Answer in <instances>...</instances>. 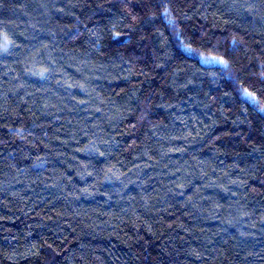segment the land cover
<instances>
[{
  "label": "trees",
  "instance_id": "trees-1",
  "mask_svg": "<svg viewBox=\"0 0 264 264\" xmlns=\"http://www.w3.org/2000/svg\"><path fill=\"white\" fill-rule=\"evenodd\" d=\"M261 73L264 0H0V264H264Z\"/></svg>",
  "mask_w": 264,
  "mask_h": 264
},
{
  "label": "clouds",
  "instance_id": "clouds-1",
  "mask_svg": "<svg viewBox=\"0 0 264 264\" xmlns=\"http://www.w3.org/2000/svg\"><path fill=\"white\" fill-rule=\"evenodd\" d=\"M165 9H167L169 11L168 6H165L163 8V11ZM233 39L235 40L236 38L233 37ZM217 57H219V56H217ZM226 63H227V61H226ZM225 72H230V69H225ZM224 74L225 73L222 72V75H224ZM261 75L264 76V73H261ZM225 79L231 80L233 82V84H235V82H236L235 77L232 75H225ZM237 92H238V95H240V94L245 95V90L241 93V90L238 89ZM261 114L264 115V113H261ZM138 119L143 120V116L138 117ZM181 123L184 124L185 130L183 132H181L180 134H177V135L162 134V133H166L168 131L167 129H163V130H158V131L154 132L153 135H159V139L161 141L167 140V141L171 142L172 140H183V141H185V143H189L192 140H194L195 137H202V135L206 134V130H205L204 132H201V131L195 132V135H194L193 131H192V128L194 125H189L187 123V121H185L183 118H181ZM129 127H130V130L135 129L136 125H131ZM209 128H210V126H209ZM173 131H175V130L173 129ZM218 138L219 137L208 136V142H213L215 139H218ZM113 146H115V145H113ZM176 150L177 151H183V149H176ZM97 151L99 152L98 149H97ZM99 155H104V153L99 152ZM162 158L163 157H161V159Z\"/></svg>",
  "mask_w": 264,
  "mask_h": 264
},
{
  "label": "snow or ice",
  "instance_id": "snow-or-ice-1",
  "mask_svg": "<svg viewBox=\"0 0 264 264\" xmlns=\"http://www.w3.org/2000/svg\"><path fill=\"white\" fill-rule=\"evenodd\" d=\"M164 12H165V14H167V13H168V10L165 9ZM169 23H172V21L169 20ZM212 59L215 60V61H217V62L220 63V64H226V61H224V60H223L222 58H220V57H213ZM245 96H246V97H249V98H254V94H253V93H250V92H247V90H245Z\"/></svg>",
  "mask_w": 264,
  "mask_h": 264
}]
</instances>
